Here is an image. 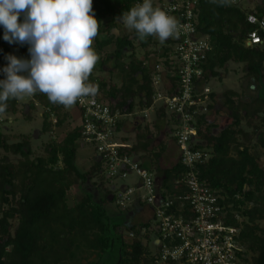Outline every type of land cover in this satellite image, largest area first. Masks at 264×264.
I'll use <instances>...</instances> for the list:
<instances>
[{"label": "trees", "instance_id": "trees-1", "mask_svg": "<svg viewBox=\"0 0 264 264\" xmlns=\"http://www.w3.org/2000/svg\"><path fill=\"white\" fill-rule=\"evenodd\" d=\"M137 1L141 0H93V11L100 26L92 47L99 60L88 82L98 85L96 96L121 115L151 108L155 94L153 71L145 63L151 53L145 51L146 57L138 58L135 42L149 50L156 45L158 36L141 39L134 29L122 34L117 23V17L129 11ZM245 10L242 5L233 6L229 0H198L195 9L197 31L209 37L211 46L203 66L204 82L210 78L221 79L218 70L225 69L229 63L242 64L249 88L256 92L251 98L232 90L222 93L230 119L225 126L208 124L204 115L197 118L195 147L210 149L212 156L197 166L196 171L199 180L220 196V204L230 217L226 225L241 229L239 242L246 255L242 264H264V227L260 225L264 222V168L250 148L255 137L264 148V45H245L247 34L252 30L246 15L264 17V0L255 9ZM3 35L4 28L0 26V62L17 52H23L25 59L30 58L26 51L28 44H9ZM262 36L264 39V34ZM169 44V38L161 42L158 64L172 73L170 82L176 89L177 77L170 63ZM108 62L112 63L108 72L120 74V85L96 76ZM0 79H5L2 71ZM32 96L27 107L34 111L40 105L44 109L39 136L64 127L71 116L67 107L51 103L44 93ZM213 96L212 93L211 98ZM18 100L7 101L5 114L17 113ZM159 112L166 117L164 109ZM169 118L175 123V118ZM26 119L32 120L30 115ZM254 119H258L259 125L252 123ZM243 121L251 128L250 132L242 127ZM122 125L123 119L118 121L116 132ZM138 129V144L120 149L121 154L136 155L140 149L148 148L151 143L148 126L139 125ZM14 138L15 141L10 142L11 137L0 131V150L19 157L17 162L6 156L0 159V264H103L104 256L113 249L118 252L115 264H175L159 263L158 247L151 255L142 243L141 232L149 228L150 222L128 224L122 231L121 225L111 221L106 206L113 202L112 190L106 186L103 162L93 158L87 171L77 165V153L80 143L83 144L81 125L70 130L60 142L55 139L47 142L42 156L33 157L29 136ZM163 149L161 146L151 161L155 183L162 196L174 198L185 193L176 186L185 168L178 161L171 168L160 169L158 159ZM77 186L82 194L69 207L67 193ZM235 215L241 221H237Z\"/></svg>", "mask_w": 264, "mask_h": 264}, {"label": "built area", "instance_id": "built-area-1", "mask_svg": "<svg viewBox=\"0 0 264 264\" xmlns=\"http://www.w3.org/2000/svg\"><path fill=\"white\" fill-rule=\"evenodd\" d=\"M244 1L229 0L233 6L242 5ZM143 2L137 1L134 6ZM152 5L178 21L176 33L169 37V58L174 65L177 87L173 89L172 73L161 64H156L152 70V85L155 90L153 106L158 104V109H164L169 117L175 118L172 137L179 150L178 160L185 168L176 186L183 188L185 193L174 198L162 196L153 173L141 167L134 155L120 153V149L130 148L114 142L116 125L126 115L112 111L96 95L82 97L75 103L81 115L83 143L95 150L103 162L110 184L130 174L138 178L137 187L114 188L111 197L116 206L125 209L132 203L136 191H140L139 200L153 208L159 263L242 264L246 255L239 242L241 229L226 225L230 217L220 204V196L199 180L196 171L197 166L212 156L210 149L195 147L198 142L197 118L206 117L212 103V91L208 82H204L206 71L203 67L211 46L209 37L201 35L196 28L198 0H152ZM246 22L252 30L247 34L245 45L263 46L264 17L247 14ZM26 51L28 53V49ZM15 56L24 58V53L17 52ZM7 64V60L1 61L0 69ZM163 79H166V85L162 83ZM234 218L241 221L238 215Z\"/></svg>", "mask_w": 264, "mask_h": 264}, {"label": "clouds", "instance_id": "clouds-1", "mask_svg": "<svg viewBox=\"0 0 264 264\" xmlns=\"http://www.w3.org/2000/svg\"><path fill=\"white\" fill-rule=\"evenodd\" d=\"M23 15V21L20 17ZM141 39L158 36L161 42L176 33L178 21L152 0H144L117 17ZM0 26L4 41L28 44V59L7 55L0 69V115L10 98L47 95L53 104L71 107L85 96H95L98 85L88 82L99 56L92 47L100 22L93 0H0Z\"/></svg>", "mask_w": 264, "mask_h": 264}, {"label": "rangeland", "instance_id": "rangeland-1", "mask_svg": "<svg viewBox=\"0 0 264 264\" xmlns=\"http://www.w3.org/2000/svg\"><path fill=\"white\" fill-rule=\"evenodd\" d=\"M262 0H245L242 4V7L246 9L245 11L253 10L256 8L257 4H260ZM23 21V15L20 17V22ZM118 25L121 27L122 34H129L131 33L132 29H129L125 27L122 23L117 20ZM157 43L156 45L149 48V50L142 49L137 42H135L136 45V55L140 59H144L145 51L150 52L151 56L146 58V65L149 66L151 70H153L154 66L158 64V59L161 54L160 47L161 42L159 38L157 37ZM94 43V41H93ZM93 46V44H92ZM162 51V50H161ZM106 53L109 52V49L105 51ZM150 62V63H149ZM111 62H108L105 64L103 70L101 73H96V76H102L106 80L110 81L114 85H120L121 83V76L117 72L109 73L108 70L111 67ZM243 65L242 64H235V63H229L225 69L218 70V73L220 74V78H210L208 83V88L216 95L215 104L217 105V109L219 112L217 115V119H219L220 126L226 125L230 122L229 116H228V110L225 106H223L224 98L222 97V93L226 90H232L237 91L238 94L241 96L246 97H255L256 92L254 89L249 88L248 79L244 76L243 73ZM25 96L22 99L18 100L17 104V113L16 114H3L2 118L3 121L0 122V131L9 137H11L10 142L15 141L16 136L20 135H27L31 138V146H32V152L33 157L36 156H42L44 155V146L47 142H49L51 139H55L56 141L60 142L65 135L72 130L75 127H78L80 125V122L78 121V114L76 113L75 105L73 104L71 107H67L66 109L69 110L71 116L70 118L65 122L64 127L58 129H54L53 132L49 133L48 135L39 136L38 132L40 131L41 124H42V118L41 115L44 111V109L37 105L36 109L33 111L27 107L30 99L32 98ZM158 106V104L156 105ZM74 112L77 116L73 117L72 112ZM152 115V113H150ZM30 115V118L32 120H27L26 116ZM161 116H159L160 118ZM158 118V119H159ZM157 120V117H156ZM155 120V122H156ZM134 121V120H133ZM216 121V120H215ZM214 121V122H215ZM252 123L259 125L258 119L251 120ZM157 125L155 126L153 123L144 122L143 125L148 126V131L150 134L151 143L148 145V148L146 152L144 153V156H147L150 161H152V157L154 153H158L160 151V147L167 144L166 141H168L170 138V130L168 128H165V123L163 120L159 119L157 120ZM214 124V123H212ZM218 124V125H219ZM152 125V129L150 130V126ZM141 127V125H140ZM242 127L244 130L250 132L251 128L247 127L246 121H243ZM134 131V132H133ZM139 130H132L130 129L128 134L121 130L120 132H117L114 136V142L115 143H125L127 142L123 141V138H128V144L133 143L134 147L138 144V141L136 139L137 134ZM262 131H264V126L262 127ZM130 142V143H129ZM82 144V143H80ZM86 148L89 149L88 145H84ZM251 152L258 158L259 165L264 168V148L260 144V142L257 140V137H255L251 143H250ZM138 154V153H137ZM162 154V153H161ZM4 156H6L10 161L17 162L19 160L18 156H13L10 154H5L3 151L0 150V159H2ZM160 159V157H159ZM158 159V164H159ZM163 162L160 159V163ZM173 162H170L166 160V162L161 163V166H171ZM77 165L78 167L83 170L87 171L90 169L91 162H89L86 158L82 157L81 155L77 158ZM159 167V166H158ZM133 179H136L134 176ZM124 181L121 180H115L114 187L111 189H114L118 186H120ZM91 184V183H90ZM110 189V186H107ZM82 194V190L80 187H73L70 189L67 193V204L69 207H72L74 203L78 200V197ZM106 209L108 211V214L110 215V219L112 222L117 223L121 225L122 231L123 227L128 225V216L121 212V209H118L116 207V204L114 202H110ZM133 221L140 222L141 217H133ZM149 228L144 229L141 233L142 235V243L146 246L147 251L153 255L157 252V248L154 245V222L151 221H143V223H148ZM16 222H14L15 226ZM138 225V224H136ZM260 225L264 227V222H260ZM126 232V231H125ZM126 234V233H124ZM118 259V252L116 249L111 250L108 252L103 259V264H115V262Z\"/></svg>", "mask_w": 264, "mask_h": 264}, {"label": "crops", "instance_id": "crops-1", "mask_svg": "<svg viewBox=\"0 0 264 264\" xmlns=\"http://www.w3.org/2000/svg\"><path fill=\"white\" fill-rule=\"evenodd\" d=\"M162 83L164 85H166V83H167L166 79H163ZM208 83H209V81H208ZM235 92H237V91H235ZM215 99H216V95L214 94V96L212 97V103H211V106H210V111L206 115V119L208 121V124L214 123L215 125H218L220 118L217 119V115H218L219 112H217L218 109H217V105L215 104ZM223 106H224V104H223ZM75 108H76V113L78 114V121L81 123L80 112L77 109V107H75ZM150 113H152V115ZM144 115H146V117H144ZM72 116L75 117L77 115L74 112H72ZM159 116H161V112H159L158 106H156V105L153 106L152 108L143 110L141 112H136L133 115H126L125 117L122 118L123 119V125H122V128L120 129V131L123 130V131H125L128 134L130 129L139 130L138 129L139 125H141V127L143 128V126H144L143 123L144 122L153 123L156 126L157 125V123H156L157 120H159V119L163 120L164 123H165V128H168L170 130V137H169L170 139L168 141H166L167 144L165 145V147H164V149L162 151L160 159L163 162H166V160H168V161L173 162V163L169 167L168 166H164V165L161 166V163H163V162L160 163V159H159L158 166H159L160 169H168V168H171L174 164H176L179 161L178 160L179 159V150H178V148H177V146H176V144L174 142V139L172 137L173 125L175 123H174V121H170V118H169V116L167 114H166V117L161 116L159 118ZM228 116H229V113H228ZM156 117H157V120H156ZM155 120H156V122H155ZM149 126H150L149 128L151 130L153 126L152 125H149ZM223 126H225V125H223ZM218 127H220V124L218 125ZM123 141L127 142L126 145H128L130 148L134 147L133 143L129 142L130 144H128V138H123ZM84 145H85V143L80 144L77 155L78 156L81 155L82 157L86 158L89 162H91L93 160V158L98 159L96 154H93V151H92L91 147L89 146L90 150L89 149H85L86 147ZM146 150L147 149H140L137 152L138 154L136 153V155H134V156L141 163V165L144 168L149 169L153 173L154 178H156L155 177V171H154V168L152 167L151 161L149 160V158L147 156L143 155L146 152ZM78 156H77V158H78ZM134 176H135L134 174H130L127 178L121 180V181H124V182L118 187H123V186L137 187L138 186V178L135 176L136 179H133ZM106 186H110V189H111L115 185H114V182L112 184H110L107 181L106 182ZM139 196H140V191H136L132 203L127 208L121 210L122 212H124L128 216V224H131V225L141 224V223H143L144 220L153 222V218H152L153 208L143 204L139 200ZM133 217H137V218L141 217V221L140 222H135V221H133ZM153 227H154V230H155L153 243L155 245L156 241H157L158 233H157V231L155 229V225Z\"/></svg>", "mask_w": 264, "mask_h": 264}]
</instances>
